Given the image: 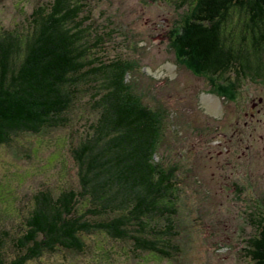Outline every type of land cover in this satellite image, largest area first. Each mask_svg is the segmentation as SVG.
Segmentation results:
<instances>
[{
  "label": "trees",
  "instance_id": "trees-1",
  "mask_svg": "<svg viewBox=\"0 0 264 264\" xmlns=\"http://www.w3.org/2000/svg\"><path fill=\"white\" fill-rule=\"evenodd\" d=\"M88 1L52 0L32 11L24 32L0 31V146L69 128L74 107L86 100L95 114L75 151L80 189L39 191L19 232L0 236V264L83 253L94 234L159 258L178 253L177 169L155 160L164 112L133 91V64L107 61L116 33L108 19L97 21ZM192 2L171 47L196 76L214 80L211 89L235 100L242 81H264V0ZM261 213L251 220L259 228L248 242L254 264H264Z\"/></svg>",
  "mask_w": 264,
  "mask_h": 264
},
{
  "label": "rangeland",
  "instance_id": "rangeland-1",
  "mask_svg": "<svg viewBox=\"0 0 264 264\" xmlns=\"http://www.w3.org/2000/svg\"><path fill=\"white\" fill-rule=\"evenodd\" d=\"M50 1L0 0V31L24 32L32 11ZM88 2L97 21L108 19L116 33L104 51L107 61L133 64V91L146 107L164 112L155 160L177 169L178 253L139 254L130 242L94 234L85 237L83 253L60 252L29 264H254L248 242L259 228L251 220L264 213V81H242L232 100L210 88L213 79L196 76L185 57L178 61L171 40L190 17L192 0ZM225 86L219 82L218 91ZM89 104L74 107L69 128L0 146V236L19 232L39 191L80 189L75 151L95 120Z\"/></svg>",
  "mask_w": 264,
  "mask_h": 264
}]
</instances>
